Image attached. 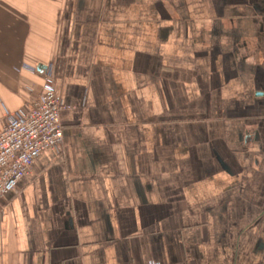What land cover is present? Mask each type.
<instances>
[{"label":"crops","instance_id":"obj_1","mask_svg":"<svg viewBox=\"0 0 264 264\" xmlns=\"http://www.w3.org/2000/svg\"><path fill=\"white\" fill-rule=\"evenodd\" d=\"M48 65L0 264H264V0H0V130Z\"/></svg>","mask_w":264,"mask_h":264},{"label":"built area","instance_id":"obj_2","mask_svg":"<svg viewBox=\"0 0 264 264\" xmlns=\"http://www.w3.org/2000/svg\"><path fill=\"white\" fill-rule=\"evenodd\" d=\"M35 72V67L23 64ZM38 98L28 108L12 111L0 130V201L32 173L38 156L45 150L60 149L64 132L60 111L64 105L56 95L51 66L42 72Z\"/></svg>","mask_w":264,"mask_h":264}]
</instances>
